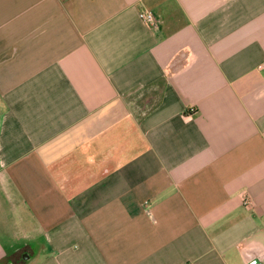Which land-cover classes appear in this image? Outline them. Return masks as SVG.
Wrapping results in <instances>:
<instances>
[{"label": "crops", "instance_id": "obj_1", "mask_svg": "<svg viewBox=\"0 0 264 264\" xmlns=\"http://www.w3.org/2000/svg\"><path fill=\"white\" fill-rule=\"evenodd\" d=\"M22 252L264 260V0H0V264Z\"/></svg>", "mask_w": 264, "mask_h": 264}, {"label": "built area", "instance_id": "obj_2", "mask_svg": "<svg viewBox=\"0 0 264 264\" xmlns=\"http://www.w3.org/2000/svg\"><path fill=\"white\" fill-rule=\"evenodd\" d=\"M140 18L144 20L147 24H149L152 27H156L158 24V19L156 15L153 13V11L145 10L140 13ZM244 205L246 207H250L252 205V201L250 198L244 199ZM247 264H264V260H253L248 262Z\"/></svg>", "mask_w": 264, "mask_h": 264}, {"label": "rangeland", "instance_id": "obj_3", "mask_svg": "<svg viewBox=\"0 0 264 264\" xmlns=\"http://www.w3.org/2000/svg\"><path fill=\"white\" fill-rule=\"evenodd\" d=\"M158 92V89L156 88V90H154V88H151V89H149V90H145V91H143V93L141 94V106L142 107H146L145 106V104H148L147 106H151V105H153L154 103H155V101L157 100L156 98H155V93H157ZM144 95V96H143ZM150 97H153V100H150L149 101V98ZM150 104H149V103Z\"/></svg>", "mask_w": 264, "mask_h": 264}, {"label": "flooded vegetation", "instance_id": "obj_4", "mask_svg": "<svg viewBox=\"0 0 264 264\" xmlns=\"http://www.w3.org/2000/svg\"><path fill=\"white\" fill-rule=\"evenodd\" d=\"M24 256H27V253L22 252L18 255H15L14 257L10 259L8 264H18L21 260L24 259Z\"/></svg>", "mask_w": 264, "mask_h": 264}, {"label": "water", "instance_id": "obj_5", "mask_svg": "<svg viewBox=\"0 0 264 264\" xmlns=\"http://www.w3.org/2000/svg\"><path fill=\"white\" fill-rule=\"evenodd\" d=\"M30 256H24V259H28Z\"/></svg>", "mask_w": 264, "mask_h": 264}]
</instances>
